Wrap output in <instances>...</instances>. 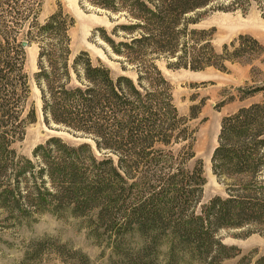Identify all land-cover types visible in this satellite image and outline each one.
<instances>
[{"label":"trees","instance_id":"1","mask_svg":"<svg viewBox=\"0 0 264 264\" xmlns=\"http://www.w3.org/2000/svg\"><path fill=\"white\" fill-rule=\"evenodd\" d=\"M43 1L0 0V201L5 212L22 221L43 214L85 217L92 235L111 247L109 264H224L237 253L215 237L219 229H264V101L221 118L211 170L227 195L213 196L196 212L205 177L200 159L187 164L195 158L196 130L190 121L200 105H191L188 115L178 112L157 60H165L168 68L224 70V62L232 59L228 46L216 51L214 29L195 28L201 10L214 6L245 13L253 4L264 10V0H78L82 8L118 16L110 29L97 30L105 52L117 55L135 78L114 72L85 50L72 55L73 17L58 3L39 22ZM23 39L38 46L34 81L43 121L93 141L51 135L31 157L16 152L13 144L37 119L35 107H26L30 87ZM261 89L239 88V98ZM76 254L89 264L86 254ZM255 264H264V254Z\"/></svg>","mask_w":264,"mask_h":264},{"label":"rangeland","instance_id":"2","mask_svg":"<svg viewBox=\"0 0 264 264\" xmlns=\"http://www.w3.org/2000/svg\"><path fill=\"white\" fill-rule=\"evenodd\" d=\"M58 3L74 20L68 31L72 55L85 50L92 59L99 57L106 64V57H117L119 62L117 55H108L105 52L104 42L97 30L99 27L110 29L116 23L112 19L118 16H108L90 7L82 8L78 0H44L38 21L43 22L57 9ZM201 12V19L194 26L198 29H214L211 43L216 51L221 52L223 45L227 44L232 59L224 62L225 69L168 68L165 60H157L158 67L172 85L173 101L178 112L188 115L191 105H200L198 117L190 121V125L196 130L193 146L195 158L187 164L192 167L194 161L200 159L205 177L199 201L195 205L196 212L213 196L227 195L225 184L218 180L211 170V155L217 145L221 118L242 106L264 101V10L253 4L245 13L240 10H221L214 6H208ZM25 51L24 70L30 87L26 107L30 104L35 107L37 119L27 125L23 138L16 141L13 147L18 154L31 157L34 147L44 143L51 135H60L70 141L84 137L78 135L79 139L73 138L58 131L66 126L54 122L47 124L43 121L40 91L34 81L38 46L36 43H29ZM119 65L122 68L120 62ZM110 67L116 73L122 72L136 77V72L130 67L122 68L123 71L114 65ZM254 87L263 89L243 99L239 98L243 95L242 90ZM84 140L93 141L90 138ZM174 147L177 149L178 145ZM2 201L0 264H57L62 263V260L67 264H84L76 251L86 254L89 264H109L110 258L114 257L111 247L106 245L107 242L92 235L85 217L43 214L34 221H22L6 213ZM259 229L262 228L254 225L219 229L215 237L223 244L233 246V253H237L225 259L223 263L255 264L256 259L264 254V229ZM50 231H56L60 236H75L80 247H73L71 241L63 242L59 236H49ZM33 232H42L43 238H35L31 235ZM60 251L64 253V257Z\"/></svg>","mask_w":264,"mask_h":264},{"label":"water","instance_id":"3","mask_svg":"<svg viewBox=\"0 0 264 264\" xmlns=\"http://www.w3.org/2000/svg\"><path fill=\"white\" fill-rule=\"evenodd\" d=\"M108 19V18H107ZM109 21V20H108ZM21 45L24 49H26L29 46V42L27 40H22L21 41ZM117 57H113V58H108L106 57V62L108 64V66L114 65L117 66L121 71H123V69L120 67L119 62L116 60ZM134 76H136V73H134ZM56 127L60 128L59 125H55ZM58 131L66 133L68 135H70L73 138H77L79 139L80 137L78 136H74L73 132L71 131V129H69L68 127H62V129L60 128V130L58 129Z\"/></svg>","mask_w":264,"mask_h":264},{"label":"clouds","instance_id":"4","mask_svg":"<svg viewBox=\"0 0 264 264\" xmlns=\"http://www.w3.org/2000/svg\"><path fill=\"white\" fill-rule=\"evenodd\" d=\"M31 235H33L35 238H43L42 232H33L31 233ZM49 236H59L63 242L68 243L69 241H71L73 247H80V243L78 242V239L75 236H60L59 233H57L56 231H50Z\"/></svg>","mask_w":264,"mask_h":264}]
</instances>
